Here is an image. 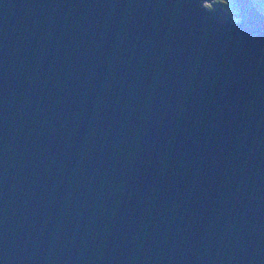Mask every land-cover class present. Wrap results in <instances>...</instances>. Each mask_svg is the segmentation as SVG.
Returning <instances> with one entry per match:
<instances>
[{
  "label": "water",
  "instance_id": "1",
  "mask_svg": "<svg viewBox=\"0 0 264 264\" xmlns=\"http://www.w3.org/2000/svg\"><path fill=\"white\" fill-rule=\"evenodd\" d=\"M200 1L0 0V264H264V13Z\"/></svg>",
  "mask_w": 264,
  "mask_h": 264
},
{
  "label": "trees",
  "instance_id": "2",
  "mask_svg": "<svg viewBox=\"0 0 264 264\" xmlns=\"http://www.w3.org/2000/svg\"><path fill=\"white\" fill-rule=\"evenodd\" d=\"M251 1L257 7V10L263 14L264 13V0H251ZM206 7L208 9L212 8V10L214 9V7H218L224 14H228V16L231 15L230 17L238 15V11L235 8L231 0H211L208 3V6Z\"/></svg>",
  "mask_w": 264,
  "mask_h": 264
},
{
  "label": "rangeland",
  "instance_id": "3",
  "mask_svg": "<svg viewBox=\"0 0 264 264\" xmlns=\"http://www.w3.org/2000/svg\"><path fill=\"white\" fill-rule=\"evenodd\" d=\"M211 0H202L200 1V5L207 8L206 6H208V3L210 2ZM232 20H237L238 18L236 16H233V17H230Z\"/></svg>",
  "mask_w": 264,
  "mask_h": 264
},
{
  "label": "flooded vegetation",
  "instance_id": "4",
  "mask_svg": "<svg viewBox=\"0 0 264 264\" xmlns=\"http://www.w3.org/2000/svg\"><path fill=\"white\" fill-rule=\"evenodd\" d=\"M231 16V15H230Z\"/></svg>",
  "mask_w": 264,
  "mask_h": 264
}]
</instances>
